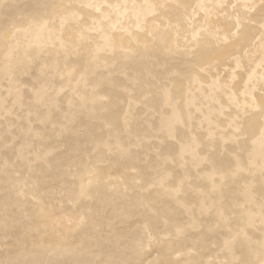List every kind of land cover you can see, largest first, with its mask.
Returning <instances> with one entry per match:
<instances>
[{"label": "rangeland", "instance_id": "1", "mask_svg": "<svg viewBox=\"0 0 264 264\" xmlns=\"http://www.w3.org/2000/svg\"><path fill=\"white\" fill-rule=\"evenodd\" d=\"M263 55L264 0H0V264H264Z\"/></svg>", "mask_w": 264, "mask_h": 264}, {"label": "bare ground", "instance_id": "2", "mask_svg": "<svg viewBox=\"0 0 264 264\" xmlns=\"http://www.w3.org/2000/svg\"><path fill=\"white\" fill-rule=\"evenodd\" d=\"M264 56V55H263ZM263 62V61H261ZM253 71V70H252ZM253 73V72H252ZM251 75V74H250ZM247 79V78H246ZM255 144L257 146V148H261L262 145H264V132L261 134L260 139L255 140Z\"/></svg>", "mask_w": 264, "mask_h": 264}]
</instances>
